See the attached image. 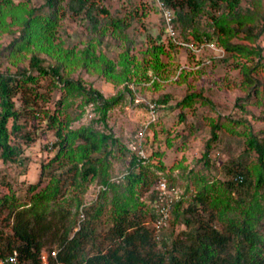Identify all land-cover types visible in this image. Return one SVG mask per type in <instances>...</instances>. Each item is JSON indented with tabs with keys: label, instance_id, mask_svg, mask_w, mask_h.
I'll return each instance as SVG.
<instances>
[{
	"label": "rangeland",
	"instance_id": "rangeland-1",
	"mask_svg": "<svg viewBox=\"0 0 264 264\" xmlns=\"http://www.w3.org/2000/svg\"><path fill=\"white\" fill-rule=\"evenodd\" d=\"M157 1L98 0L95 9L87 15L74 13L73 0H56L57 18L50 43L27 45L15 58L9 55L13 47L8 46L20 35L22 24L10 14L0 23L1 72L31 71V55L41 58V65L46 68L61 61L62 76L80 80L85 87L99 92L103 99L113 101L102 120L95 104L84 103L83 93L60 88L61 79L46 74L38 76L33 83L34 91L43 95L37 99L36 108L51 111L57 99L62 98L61 114L79 113L78 119L69 123V129L88 126L115 140L117 146L110 147L109 154L100 162L97 176L87 183L79 179L78 183L72 182L68 170L71 164L65 157H59L48 169L42 167L56 155L58 147L51 144L55 136L40 121L41 112L36 111L34 115L38 113L40 117L31 118L25 124L24 129L33 134L34 140L25 145L17 139L22 149L20 161L2 162L0 159V195L13 194L25 203L31 193L27 190L29 185L35 184L34 192H37L55 184L58 191L49 201V208H68L74 221L72 230L85 227L98 246L107 243L104 236L111 224L116 198L125 200L127 205L134 204L133 209L143 215V223L151 226L150 212L154 210V203L148 199L149 188L156 190L159 179L165 180L169 192L181 201V206H185L197 187L204 184L211 196L216 194L225 199L226 192L219 184L224 177L221 164L236 158L246 148V135L231 133L224 127L229 120L237 123H232L237 131L250 132L264 139V0H238L232 13L241 16L253 12L258 16V25L253 30L260 32L255 41L243 39L242 32L229 39L232 43L259 48L260 57L248 59L235 52H226L213 37L211 14L215 17L225 14L227 6L211 11L203 3L196 16L183 20L185 24L176 19V33L171 38L164 30ZM11 2L17 5L15 13L25 11L24 17L29 15L28 10L38 18L49 11L45 0ZM100 6L107 9L106 14L100 12ZM116 19L118 27L112 29L110 22ZM125 21L129 22L128 26H121ZM210 42L215 49L207 45ZM186 43L193 44L194 49ZM154 45L163 49L158 55V66L142 61L141 51L150 50ZM125 49L137 61L133 66L128 64L127 69L119 59ZM89 60L94 66L83 67L82 62ZM105 64L116 76L115 81H108L94 71ZM189 93L198 95L186 105L176 106ZM17 96L12 99L16 107L19 106ZM165 96L167 101L160 103ZM151 103L155 104L153 118L149 112ZM214 124L219 126L215 130L216 140L205 154ZM118 146L122 149L118 150ZM249 156L253 158L255 153L250 151ZM132 157L144 166L148 181L146 190L138 183L136 189L129 192L123 178H119L126 172ZM50 177L57 180L54 178L56 181L52 182ZM103 179H107L108 185L104 193H100L97 188ZM230 205L229 208H233V204ZM252 205L264 212V195L256 196ZM5 218L6 211H0V225L5 223ZM215 225L220 227L218 221ZM183 228L181 220L170 215L169 225L161 234L173 239ZM4 230L8 233L7 226ZM49 247L53 249V245H44L42 250L48 251ZM85 249L91 250L90 240Z\"/></svg>",
	"mask_w": 264,
	"mask_h": 264
},
{
	"label": "trees",
	"instance_id": "trees-1",
	"mask_svg": "<svg viewBox=\"0 0 264 264\" xmlns=\"http://www.w3.org/2000/svg\"><path fill=\"white\" fill-rule=\"evenodd\" d=\"M159 1L174 13L173 22L177 19L183 24L187 16L191 19L200 12L203 3L207 4L211 11L227 6L225 14L221 13L216 17L211 14L215 41L220 42L226 52H235L245 59L260 57L257 46L229 41L232 36L242 32L243 39L253 42L260 32L253 30L258 25V16L253 12L241 16L232 14L238 0ZM73 2L74 13L83 12L90 15L98 0ZM44 5L49 11L42 17L31 15L32 10H28L29 15L24 17V10L22 14L14 12L17 5H13L11 0H0V23H4L6 15L10 14L12 19L22 24L20 35L8 46L13 47L9 53L12 57L15 58L27 45L39 46L42 41L50 43L57 18L56 0H45ZM100 12L106 14L107 9L100 6ZM118 23L117 19L110 22L112 29L117 28ZM128 24L129 22L125 21L121 26L127 27ZM211 39L209 36L208 40ZM162 50L161 46L154 45L150 50L141 51L142 61L158 66L160 64L158 55ZM119 59L125 69L128 64L137 63L136 58L127 54V49L119 54ZM41 63V58L31 55L29 58L31 71L25 69L14 73L0 71V159L2 162L20 161L22 149L17 139L25 145L34 140L33 134L24 128L26 121L40 117L38 113L34 115L36 111L41 112L40 121L44 123L45 129L52 130L55 136V141L51 144L58 147L56 155L42 167L48 169L59 157H65L71 164L68 170L71 171L72 182L78 183L82 180L87 183L97 176L100 162L104 155L109 154L110 147L117 146L115 140L109 134L98 132L88 126L80 125L69 129V123L77 120L79 113L61 114L59 105L62 98L57 99L56 106L51 111L36 108L37 99L43 95L34 91L33 83L38 76L46 74L61 79L60 88L83 93L84 103L95 104L100 110L102 120L113 101L103 99L99 92L85 87L80 80L73 81L62 76L61 61L47 68ZM89 64L94 66L91 60L82 62L86 68ZM110 69L105 64L94 71L113 82L117 78L111 74ZM196 95L198 93L185 94L176 106L186 105ZM16 96L19 101L18 107L12 100ZM166 99L165 96L159 101L165 103ZM232 123L235 122L229 120V124H224V127L231 133L246 135V148L236 158H229L221 164L224 177L219 184L227 197L221 199L216 194L211 196L207 185L204 184L197 187L185 206H181V201H175L171 206L170 215L179 218L184 228L179 230L173 239L161 234L158 242L154 240L151 226L143 223V215L133 209L135 205H127L125 200L116 198L113 202L111 224L104 236L107 243L104 246L95 245L91 232L85 227L72 230L74 221L71 220L68 208L62 206L49 208V201L55 198L58 191L55 184L37 192H34L36 185L32 184L27 188L31 192L28 202L18 201L13 194L0 195V211H6L5 223L0 225V257L15 250L21 264H39L43 246L53 245L56 259L62 264H264V212L260 207L252 205L256 196L264 195V139H259L250 132L245 134L243 131H237ZM218 127L217 124L212 126L205 154L209 152L211 143L216 140L215 130ZM117 149L122 148L118 146ZM250 151L255 153V157L249 156ZM155 153L156 156H160L159 152ZM138 161L133 157L129 160L122 179L125 189L129 192H133L138 183L144 190L148 188L144 166ZM54 178L50 177L52 182L57 180ZM99 183L104 187L99 192L104 193L108 185L107 179ZM214 190L217 191V188ZM156 197L157 191L149 188V201L153 203ZM230 204H233L231 209ZM179 207L181 208L178 209ZM99 210L100 207L96 215ZM153 217L154 213L151 211V220ZM217 221L220 224L219 228L215 225ZM5 226L8 227V233L4 230ZM89 240L91 250L87 251L85 244Z\"/></svg>",
	"mask_w": 264,
	"mask_h": 264
},
{
	"label": "built area",
	"instance_id": "built-area-1",
	"mask_svg": "<svg viewBox=\"0 0 264 264\" xmlns=\"http://www.w3.org/2000/svg\"><path fill=\"white\" fill-rule=\"evenodd\" d=\"M157 6L160 12V15L163 20L164 30L166 34L174 38L176 30L174 26V14L173 12L166 7L161 1H157ZM187 47H189L191 50L194 49L191 43L185 44ZM209 47L215 49L213 47V44L210 42L207 44ZM92 105L93 103H89ZM155 104L151 103L149 105V112L150 116L154 117V110H155ZM141 154V152H140ZM124 174H121L119 176L120 179H122ZM104 189L103 186H99L97 190ZM157 191V197L154 200V217L151 220V229L153 232V238L158 242V240L161 237V230L165 229L168 225L169 219H170V209L172 204L177 201V198H175L168 190L165 180L159 179L156 186ZM79 216L82 219L83 214L81 209L79 210ZM0 264H21L17 259V253L15 250H12L10 253L6 254L3 257H0ZM39 264H62L61 262L57 261L56 259V250L51 249L48 251H42L39 256Z\"/></svg>",
	"mask_w": 264,
	"mask_h": 264
}]
</instances>
